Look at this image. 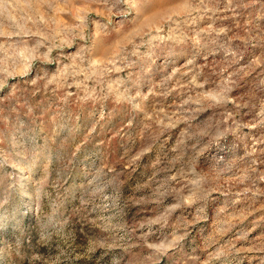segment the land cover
Segmentation results:
<instances>
[{
  "label": "clouds",
  "instance_id": "9594fccd",
  "mask_svg": "<svg viewBox=\"0 0 264 264\" xmlns=\"http://www.w3.org/2000/svg\"><path fill=\"white\" fill-rule=\"evenodd\" d=\"M49 3L50 0H0V36H19L22 39L17 47L26 48L28 40L23 38L32 37L33 28L39 31L41 8ZM121 3L127 11L137 12L122 21L139 25L133 27L134 35L160 42L175 39L176 32L195 24L201 10H208L205 0H182L174 7H168L169 0ZM141 16L144 20H140ZM165 27L168 32L162 34ZM77 35L85 39L83 25ZM189 39L200 44L195 37ZM17 47L10 46L11 56H6L14 72L21 64ZM137 49L134 45L133 55ZM80 51L79 63L72 58L73 63L65 70L67 76L91 71V51L87 53V67H82L85 50ZM196 55L186 63L194 65ZM240 59L234 55L226 60L214 76L205 75L201 80L200 74L194 73L186 84L176 81L182 93L181 103L176 112L165 113L164 119L156 112L145 119L141 110L148 95L162 97L158 107L163 108L168 92L153 85L146 95L144 84L125 78L126 86L116 94L127 121L125 128L116 133L120 137L114 149L119 155L116 162L110 159L107 146L91 135L94 128L80 140L86 125H74L68 118L54 123L49 138L47 134L33 133L35 120L24 118L33 111L27 99L21 105L27 108L23 115L14 107L16 137L7 152L0 149V175L9 177L0 184V264H164L175 251L183 250L190 235L181 231L189 223L184 213L191 215L189 209L194 208L195 221L206 219L209 210L215 208L213 194L224 191L226 178L233 187L243 185L238 191L229 189L230 207L264 196V189L257 187L264 181V173L256 167L264 161L239 156L240 144L251 135L244 130L264 127V68L257 71L258 65L254 64L245 68L240 66ZM22 71L27 76L33 69ZM35 71L39 79L33 78L32 84L46 87L52 82L47 79V68L37 66ZM6 80L7 74L0 80V91L16 88ZM98 95L108 99L105 90ZM108 107L104 103L97 109L101 118ZM243 109L253 114L248 123L240 115ZM9 115L0 109V118L8 121ZM246 155L254 153L246 150ZM141 167L152 169L150 178L137 182L135 187L129 185L126 168L135 171ZM148 206L152 207V215L138 219V211ZM176 213L180 219L173 222ZM216 223L233 226L231 220L221 219L219 214ZM205 243L210 246L212 241ZM231 251L239 250L233 246ZM227 254L225 249L211 253L209 259Z\"/></svg>",
  "mask_w": 264,
  "mask_h": 264
},
{
  "label": "rangeland",
  "instance_id": "374dc122",
  "mask_svg": "<svg viewBox=\"0 0 264 264\" xmlns=\"http://www.w3.org/2000/svg\"><path fill=\"white\" fill-rule=\"evenodd\" d=\"M181 3L182 0H169L168 7ZM205 4L208 10L199 12L195 24L176 32L175 39L160 42L148 41L142 34L134 35L132 29L139 28L138 24L122 23L126 17L130 19L136 16L137 12L127 11L121 0H50L49 5L41 8L39 31L33 28L34 35L23 38L28 40L26 48L17 47L22 39L19 36H0V80L7 74L5 82L16 85L15 89L5 87L0 91V109L4 115L10 114L8 121L0 118V134H3L0 149L7 152L10 141L16 137L13 125L17 113L12 112V109H19L23 115L27 108H21V105L27 99L33 111L24 118L35 120L33 133L47 134L50 138L54 123L70 118L74 125H86L80 140H84L89 130L94 128L91 135L107 146L110 159L116 162L119 161V155L114 149L120 140L116 133L124 129L127 123L122 117V106L116 102V94L126 86L125 78L131 77L132 82L144 84L143 92L146 95L152 91L153 85L161 92H168L163 108L158 107L162 97L148 95L141 110L145 119L152 117L154 112L164 119L165 113L176 112L181 103L182 93L176 81L180 85L186 84L194 73H199L201 80L205 75L214 76L220 66L234 55L242 57L240 66L246 68L249 64L258 65L257 71L264 68V0H205ZM158 10L153 9V12ZM144 18L141 16L140 20ZM81 25L84 40L77 35ZM167 32L165 27L162 34ZM189 37H195L200 44L195 45ZM142 39L144 43H141ZM134 45L138 46L136 55L132 54ZM10 46L17 47L21 62L15 72L12 61L6 60V56H11ZM81 48L85 50L82 67L88 66L87 53L91 51V71L67 76L65 70L73 63L72 58L75 57V62L79 63ZM177 53L180 54L179 58H173ZM197 53L195 64L188 65L186 60ZM125 63L131 66L125 67ZM37 66L49 70L47 79L52 82L46 87L31 83L33 78L39 79L35 71ZM28 67L33 71L25 76L22 69ZM40 76L43 77L44 73ZM166 76L169 77L167 81ZM26 80L28 83H25ZM57 80L63 83L58 85ZM40 84L43 85L42 80ZM101 90L108 94L107 100L98 95ZM104 103L109 107L101 118L97 109ZM240 115L245 123L253 118L247 109H243ZM180 127L178 124L177 128ZM244 131L251 135L240 144L239 156L248 161H264V143H259V140L264 139V127H252ZM246 150L254 155L247 156ZM256 167L258 172L264 173V163L258 162ZM126 173L127 183L135 187L137 182L144 183L150 178L152 169L141 167L133 171L132 168H126ZM8 179L0 175V184ZM242 187H233V182L226 178L224 191L213 194L216 197L213 202L215 208L209 210L206 219L195 221L194 208L189 209L191 215L184 213L189 223L181 231L186 230L190 235L183 250L175 251L170 259L166 258L164 264H264V196L230 207L229 189L238 191ZM257 187L264 189V181H260ZM218 214L221 219L231 220L233 226L217 225ZM150 215L152 207L148 206L138 211L137 218ZM232 216L236 219H231ZM179 219L180 215L176 213L173 222ZM7 234H11V229ZM207 240L212 241L210 246H206ZM233 246L239 251H231ZM225 249L228 250L226 256L209 259L211 253Z\"/></svg>",
  "mask_w": 264,
  "mask_h": 264
}]
</instances>
